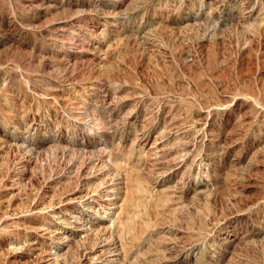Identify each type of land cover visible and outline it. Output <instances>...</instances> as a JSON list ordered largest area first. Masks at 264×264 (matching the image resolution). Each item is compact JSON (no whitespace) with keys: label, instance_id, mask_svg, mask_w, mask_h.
Instances as JSON below:
<instances>
[{"label":"rangeland","instance_id":"374dc122","mask_svg":"<svg viewBox=\"0 0 264 264\" xmlns=\"http://www.w3.org/2000/svg\"><path fill=\"white\" fill-rule=\"evenodd\" d=\"M0 264H264V0H0Z\"/></svg>","mask_w":264,"mask_h":264},{"label":"bare ground","instance_id":"6f19581e","mask_svg":"<svg viewBox=\"0 0 264 264\" xmlns=\"http://www.w3.org/2000/svg\"><path fill=\"white\" fill-rule=\"evenodd\" d=\"M110 195V194H109ZM114 197H113V195H110V196H108V197H106V200H107V203L109 204V206H108V208L109 209H115L116 210V208L117 207H115V202H111V200L113 199ZM113 201V200H112ZM101 220V219H100ZM47 229V228H46ZM45 230V229H44ZM103 230V229H102ZM50 232V231H49Z\"/></svg>","mask_w":264,"mask_h":264}]
</instances>
